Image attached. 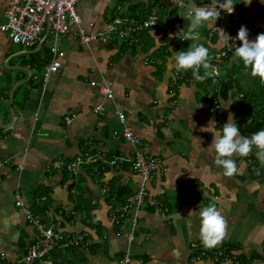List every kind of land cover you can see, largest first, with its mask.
Here are the masks:
<instances>
[{
	"label": "crops",
	"instance_id": "0c3cea01",
	"mask_svg": "<svg viewBox=\"0 0 264 264\" xmlns=\"http://www.w3.org/2000/svg\"><path fill=\"white\" fill-rule=\"evenodd\" d=\"M9 1L0 0V27ZM191 2L199 7L215 0H82L77 11L88 32L104 31L115 18L136 23L131 16L135 6L145 20L155 12L166 26L187 31L191 21L184 7ZM234 3L236 16L221 11L214 27L197 29L199 41L188 40L203 43L210 53L231 48L220 85L178 70L176 40L162 29H144L130 46L116 40L83 45L75 32L56 36L47 28L32 47L14 44L0 30L1 261L20 264L38 237L16 207L19 191L34 216L66 238L87 235V248H58L49 255L52 264H121L127 252L131 264H218L214 255L200 257L199 209L212 204L228 225L213 253L233 248L222 264H264V165L257 150L235 157L238 174L226 177L215 164L214 149H208L213 134L201 131L210 120L219 131L231 113L241 134L250 136L257 122L252 116H264V82L234 58L241 26L250 41L264 33V0ZM214 28L232 40L221 42L218 29L211 37ZM52 45L65 55L59 72L43 87L41 62L52 60ZM96 82L112 83L113 98H105ZM221 85H230L224 99ZM97 105L105 107L103 116L95 113ZM118 112L142 138L146 154L167 166L165 174L148 183L159 205L143 206L136 227L117 214L142 181L132 168L134 146L112 137L122 128ZM77 158L83 164L75 176L65 165ZM124 190L129 196L122 198Z\"/></svg>",
	"mask_w": 264,
	"mask_h": 264
},
{
	"label": "built area",
	"instance_id": "2783aa9c",
	"mask_svg": "<svg viewBox=\"0 0 264 264\" xmlns=\"http://www.w3.org/2000/svg\"><path fill=\"white\" fill-rule=\"evenodd\" d=\"M81 1L82 0H10L5 11L6 23L0 27V30L7 32L14 44L23 47H32L35 45L41 39V36L47 28L56 36H63L75 32L78 41L83 45H88L93 42L111 43L116 40L132 46L139 42L140 32L151 27L162 29L170 35L172 39L185 42L180 33L182 29H173L161 23L156 18L155 12L141 23L115 18L107 22L104 31L88 32L82 26V18L77 11V6ZM179 5L183 6V3H179ZM233 14L236 16L235 12H233ZM73 26L74 28H72ZM216 31V28L212 29L210 36H214ZM50 52L53 58L45 66L42 74L41 84L43 87H46L51 81L52 76L59 72L65 55L64 52L59 50L57 45H52L50 47ZM231 52V48H227L210 53L212 69L209 71L214 70V75L210 76L213 84L220 85L219 81L223 70L222 66ZM93 85L96 86L105 98H113L114 91L112 83L96 82L93 83ZM218 91L219 88L217 92ZM104 112V106L97 105L95 107L96 114L103 116ZM117 115L122 128L113 130L112 137L121 139L134 146L135 152L132 168L142 179L137 190L128 197L124 205L119 207L117 214L124 221H129L132 223L133 227H136L141 218L139 210L143 206L148 205L156 207L159 205L156 200H152L148 189V183L154 175L165 174L167 172V166L163 159L146 154L142 147V138L128 126L125 115L120 112H118ZM68 123L70 124L71 121L68 120ZM82 164L83 161L80 158H77L76 161L67 165H65L63 161L59 162L60 166L65 165L67 170L75 176L79 174ZM19 169H23V166H19ZM15 204L17 208L25 212L27 220L38 232L37 239L28 248L26 255L20 260V264H52L49 255L58 248L64 250L72 248L85 249L90 245L88 239H86V234H78L66 238L60 232H57L54 227L47 225L35 217L31 209L26 206L25 200L19 191L15 194ZM202 247L203 249H201L200 257L205 255L210 257L214 255V261L218 264L224 263L230 257L225 247L217 249L214 253L213 248H206L204 245ZM132 261V254L127 252L123 256L121 264H131Z\"/></svg>",
	"mask_w": 264,
	"mask_h": 264
},
{
	"label": "clouds",
	"instance_id": "9594fccd",
	"mask_svg": "<svg viewBox=\"0 0 264 264\" xmlns=\"http://www.w3.org/2000/svg\"><path fill=\"white\" fill-rule=\"evenodd\" d=\"M245 6L252 3V0H243ZM234 0H215L208 6H196L194 2L184 7V15L190 19L191 23L185 31H180L183 40L199 41L198 28L205 24L214 27L215 22L220 18L221 11L231 15L234 12ZM218 29V28H217ZM218 35L222 41L229 43L232 37L223 29H218ZM241 46L235 47L234 58L243 62L246 68L251 69V75L258 77L264 82V33L258 34L255 41L249 40V32L245 26H241L237 37ZM175 67L180 71H191L192 76L197 81H204L214 75L212 69L209 48L203 43H195L188 47L187 51H179L174 55ZM201 69L204 70L201 75ZM233 115L229 113L227 122L217 131L214 120H210L208 125L201 129L203 132H211L213 140L208 149L215 151V164L223 168L226 177H234L238 174V167L235 157H248L252 154L253 148L256 157L264 165V130L257 131L250 136L241 134L237 123L234 122ZM259 174V173H257ZM194 212H190L189 215ZM200 239L206 248L218 246L227 233V221L218 211L214 204L200 208Z\"/></svg>",
	"mask_w": 264,
	"mask_h": 264
},
{
	"label": "trees",
	"instance_id": "16d2710c",
	"mask_svg": "<svg viewBox=\"0 0 264 264\" xmlns=\"http://www.w3.org/2000/svg\"><path fill=\"white\" fill-rule=\"evenodd\" d=\"M146 6H143V5H139V8H145ZM149 7V6H148ZM147 7V11L149 10V8ZM138 12V8L135 6V8H134V10L132 11V15L131 16H134L135 17V19L134 18H132L133 20H136V23H141L142 21L141 20H145L146 19V16L145 15H141L142 14V12H139V13H137ZM157 29H159V28H157ZM175 42V51H187L188 50V47L191 45V41H185V42H182V41H180V40H176V41H174ZM39 62H41L40 60H39ZM42 64H43V66H46L49 62H48V60H45L44 62H41ZM211 79V78H210ZM210 81V80H209ZM211 82V81H210ZM229 90H230V85L228 86H223V85H221V97L224 99V98H226L227 97V94H228V92H229ZM252 118L256 121L257 120V122L254 124V127H255V132H257V131H260V130H264V116H262V115H257V116H252ZM260 124H261V126H260ZM128 197L129 196V194H126L125 193V190L123 191V193H122V195H121V197L122 198H124V197ZM124 204V203H123ZM86 216H88V214L86 215ZM91 220V219H90ZM232 246H229V247H225L226 248V250H227V252L229 253V256L231 257V250L233 249V248H231ZM0 264H5L3 261H1V259H0Z\"/></svg>",
	"mask_w": 264,
	"mask_h": 264
}]
</instances>
